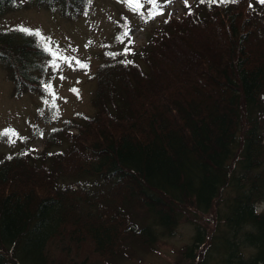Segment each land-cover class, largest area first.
<instances>
[{
  "label": "trees",
  "instance_id": "1",
  "mask_svg": "<svg viewBox=\"0 0 264 264\" xmlns=\"http://www.w3.org/2000/svg\"><path fill=\"white\" fill-rule=\"evenodd\" d=\"M120 1L145 21L156 11ZM90 2L0 0V61L17 96L45 93L53 56L2 17L36 7L77 17ZM128 24L123 13L121 46L108 41L94 73L95 114L52 127L41 150L28 137L0 147V264H111L186 213L217 222L197 226L188 258L264 264V4L188 1L151 22L138 49Z\"/></svg>",
  "mask_w": 264,
  "mask_h": 264
},
{
  "label": "rangeland",
  "instance_id": "2",
  "mask_svg": "<svg viewBox=\"0 0 264 264\" xmlns=\"http://www.w3.org/2000/svg\"><path fill=\"white\" fill-rule=\"evenodd\" d=\"M132 1L137 4V0ZM184 4L185 0H171L170 3L168 0H157L156 5L151 4L149 0H139L142 12L147 11L149 7H156V11L151 12L149 21L142 19L140 12L129 8L120 0H91L83 13L77 17H64L59 11L45 7L11 11L3 16L1 22L5 27L22 26L39 30L41 37L46 38V44L60 56L70 58V63L56 61L59 67H53V76L47 84L52 86L50 91H26L17 96L14 93V82L8 78L0 61V136L9 132L5 136L12 138L9 140L5 137L0 141L1 149L7 152L19 143L21 137H28L30 145L36 150H41L44 140L42 138L52 127L67 123L78 113L89 116L95 114L92 103L96 88L94 73L103 60L107 42L111 41L114 48L121 46L114 40L121 28L119 21L122 20L123 13L130 22L125 29L127 35L124 33V36L130 37L131 46L138 49L144 44L151 22L158 24L171 13L178 15ZM53 59L52 57V61ZM76 61L86 64L87 67L80 68ZM44 112H51V120L48 123H44ZM35 124L42 126L44 135L41 137L40 134L33 140L36 135ZM10 141L15 142L14 145H11ZM262 208L263 206H260L259 210ZM216 224V217L212 213L199 214L197 218H193L191 213H186L175 232L165 230L158 235L155 244L149 247L136 245L129 249L130 257H115L111 264H198V257L196 260L187 257L186 248L193 244L198 225L212 230ZM208 241L209 239L202 247L205 251L208 248L210 250Z\"/></svg>",
  "mask_w": 264,
  "mask_h": 264
},
{
  "label": "snow or ice",
  "instance_id": "3",
  "mask_svg": "<svg viewBox=\"0 0 264 264\" xmlns=\"http://www.w3.org/2000/svg\"><path fill=\"white\" fill-rule=\"evenodd\" d=\"M129 2H131V0H129ZM149 2L153 5H156L157 0H149ZM168 2L170 3L171 0H168ZM185 2L187 3V0H185ZM200 2L201 3H208L209 5H213L216 3L227 5L228 3H236V2H238V0H200ZM258 2L260 4H264V0H258ZM137 7H139V0H137ZM249 7H252V5L250 4ZM158 14H161V13H153V15H158ZM18 30H20L26 34H32L36 37H41V33L39 32V30H31V29H27V28H23V27L18 29ZM125 35H127V33H125ZM41 38L46 40V38H43V37H41ZM129 42H131V41H129ZM45 50L48 51L49 53H51V55L53 56L54 59L52 61V66L54 68L59 67V65L56 63L57 60H63L65 63H70V58L60 56L58 53L53 52L50 47H45ZM128 52H130V49L125 48L124 54H127ZM76 63L80 68H86L87 67L86 64H84L80 61H76ZM128 63H131V62L129 61ZM61 79H63V77H61ZM51 87L52 86L50 84L45 85V89L47 91H50ZM73 91H75V90H73ZM4 135H7V133H5ZM2 138L3 137L0 136V139H2Z\"/></svg>",
  "mask_w": 264,
  "mask_h": 264
}]
</instances>
